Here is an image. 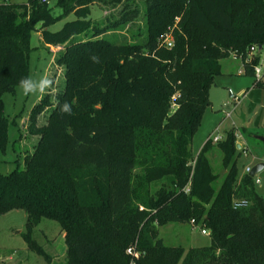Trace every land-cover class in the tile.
Wrapping results in <instances>:
<instances>
[{"label":"trees","instance_id":"obj_1","mask_svg":"<svg viewBox=\"0 0 264 264\" xmlns=\"http://www.w3.org/2000/svg\"><path fill=\"white\" fill-rule=\"evenodd\" d=\"M120 5L111 25L92 16L93 7ZM54 6L62 12L53 14L50 0L0 1V164L11 123L3 95L31 78L34 31L44 44L63 47L57 63L65 77L55 102L46 94L31 110L39 135L33 151L0 172V216L26 211L25 239L40 253L31 229L43 218L56 220L66 264H264V196L255 177L239 174L242 150L233 131L218 143L209 139L196 157L191 151L223 59L241 58L244 73L264 85V73H255L260 55H252L253 47L264 49V0ZM68 16L59 30L49 29ZM137 22L130 40L106 36L110 27ZM66 102L71 113L61 110ZM45 108L47 122L38 127ZM216 149L223 173L212 165ZM236 200L249 205L234 209ZM192 220L209 231V246L185 249L160 237L161 226Z\"/></svg>","mask_w":264,"mask_h":264},{"label":"rangeland","instance_id":"obj_2","mask_svg":"<svg viewBox=\"0 0 264 264\" xmlns=\"http://www.w3.org/2000/svg\"><path fill=\"white\" fill-rule=\"evenodd\" d=\"M5 2L23 3L27 0H0ZM56 0H50L53 5V14L57 15L62 10L55 5ZM122 5L117 8L100 10L93 7L92 16L103 25H111L107 19L113 21L122 14ZM68 16L55 25L49 27L51 31L59 30ZM142 23L128 24L124 28L107 30L106 36L131 39V34L137 31ZM40 26V25H39ZM32 45L35 47L31 53V79L39 81L48 79L51 83L44 92L37 91L25 95L21 87L14 93L6 92L3 95L5 113L9 117L8 129L9 144L5 154L1 155L0 172L7 174L18 165L20 153L22 156L31 153L38 142L39 135L31 130V110L46 95H51V100L56 101V95L64 88V67L57 63L58 54L62 46L46 45L42 40L41 32L34 31ZM252 55H260L258 67L261 76L264 73V49L256 46ZM241 58L231 55L221 61V74L216 76L215 83L211 86L209 94L211 106L205 111L200 127L196 131L191 151L196 157L209 137L218 130L224 139L229 130H232L237 143L247 148V154L242 152L238 160L239 174H245L247 166L254 167L257 163L264 162V142L256 136H264V85L255 84V76L243 70ZM264 81V80H263ZM232 94V96H231ZM50 108L39 114L36 125L42 126L47 122ZM227 113L232 116L228 118ZM239 135V136H237ZM214 150L211 154L212 165L216 172L223 173L222 156ZM257 177L261 183L257 184V191L264 196V169ZM159 183L154 187L158 188ZM201 226H192L187 223H169L160 227V237L165 244L171 246L182 245L185 249L190 247H204L211 244L210 234L201 233ZM29 233L27 226V212L15 209L0 216V264H51L47 256L54 257V264H66V244L60 224L53 219L43 218L31 229V238L43 253L31 248L25 236Z\"/></svg>","mask_w":264,"mask_h":264},{"label":"built area","instance_id":"obj_3","mask_svg":"<svg viewBox=\"0 0 264 264\" xmlns=\"http://www.w3.org/2000/svg\"><path fill=\"white\" fill-rule=\"evenodd\" d=\"M165 41H166V43H167V46L168 47H172L173 46V41L169 38V37H167L166 39H165ZM255 49V47H253L252 48V50H254ZM239 73H244V71L243 70H240V72ZM255 73H256V76H257V78L259 79L260 77H261V68L260 67H256V69H255ZM228 118H230L231 116H232V114L231 113H227V115H226ZM237 136H239V135H237ZM209 139L210 140H212V142L213 143H218L219 141H221L223 138L218 134V130L217 131H215V133L213 134V135H211L210 137H209ZM208 139V140H209ZM240 150H242V152L244 153V154H247V148H245L244 146H241V149ZM260 163H264V162H260ZM258 164V163H257ZM256 164V165H257ZM252 166H247L246 168H245V172L246 173H250L251 172V170H252ZM255 183L256 184H260L261 183V181H260V178H258L257 177V175L255 176ZM189 186V185H188ZM187 191L189 190V187H187V189H186ZM249 205V202L248 201H245V200H236V201H234V203H233V207H234V209H239V208H242V207H247ZM191 225L192 226H197L196 225V223H195V220H192L191 221ZM199 227V226H198ZM201 233H203V234H206V235H209V231L206 229V228H202L201 229ZM127 253L128 254H130V255H137V253L135 252V250H134V248H132V247H129L128 249H127Z\"/></svg>","mask_w":264,"mask_h":264},{"label":"clouds","instance_id":"obj_4","mask_svg":"<svg viewBox=\"0 0 264 264\" xmlns=\"http://www.w3.org/2000/svg\"><path fill=\"white\" fill-rule=\"evenodd\" d=\"M50 83L51 82L46 78H42L39 81H35L31 78H25L20 81V87L23 89L24 94L28 95L36 93L37 91L41 93L44 92L48 88ZM61 110L65 113H71L72 108L70 104L66 102L62 105Z\"/></svg>","mask_w":264,"mask_h":264},{"label":"water","instance_id":"obj_5","mask_svg":"<svg viewBox=\"0 0 264 264\" xmlns=\"http://www.w3.org/2000/svg\"><path fill=\"white\" fill-rule=\"evenodd\" d=\"M259 50H262V46H259ZM231 96H232V94H231ZM256 138L264 142V136H259V135H257ZM237 148H238V149H241V144L237 143ZM263 169H264V163H258L257 165H255V166L252 168V170H251V172L249 173V175H250L251 177H255V176H256L261 170H263Z\"/></svg>","mask_w":264,"mask_h":264},{"label":"crops","instance_id":"obj_6","mask_svg":"<svg viewBox=\"0 0 264 264\" xmlns=\"http://www.w3.org/2000/svg\"><path fill=\"white\" fill-rule=\"evenodd\" d=\"M240 72V71H239ZM239 74H243V73H239ZM63 235H64V233H63ZM53 263H51V264H54V257H53V261H52Z\"/></svg>","mask_w":264,"mask_h":264}]
</instances>
